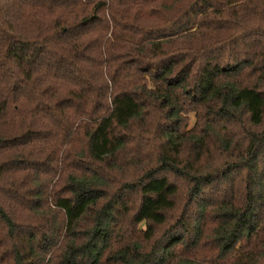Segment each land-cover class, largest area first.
I'll list each match as a JSON object with an SVG mask.
<instances>
[{"label":"trees","instance_id":"trees-1","mask_svg":"<svg viewBox=\"0 0 264 264\" xmlns=\"http://www.w3.org/2000/svg\"><path fill=\"white\" fill-rule=\"evenodd\" d=\"M0 264H264V0H0Z\"/></svg>","mask_w":264,"mask_h":264},{"label":"rangeland","instance_id":"rangeland-1","mask_svg":"<svg viewBox=\"0 0 264 264\" xmlns=\"http://www.w3.org/2000/svg\"><path fill=\"white\" fill-rule=\"evenodd\" d=\"M148 119H149V122L151 123H154L157 121L158 119V116L156 113H151L150 116H147ZM149 142L148 143H141V145H136L137 147H135V144L136 143H133L131 148L130 149H133V152L135 154H133L132 152H126L124 154V157H123V160L124 161H128L129 159H133L136 160L138 159V156H139V152H140V147H141V154L143 157H145V155L147 156L148 153L151 152V149L153 147L152 143H153V140L149 137ZM80 148V144H76L75 145V148H74V151H77L78 149ZM138 155V156H137ZM150 158L152 159V156L150 155ZM147 161H143L142 160V163L143 164H146ZM121 164H124L123 162H121ZM152 164V163H151ZM118 166H119V162H118ZM140 171V166H129V165H125L123 167V170H120V169H113V171H111V175L112 177L114 178H117L119 181H122V180H132L134 179L136 176L139 175V172ZM184 201V194H183V188H180L179 190V196L177 198V205L180 206ZM177 213H178V209H177Z\"/></svg>","mask_w":264,"mask_h":264}]
</instances>
